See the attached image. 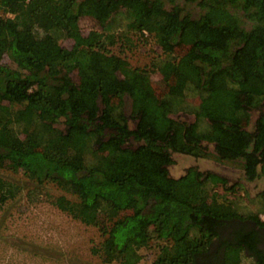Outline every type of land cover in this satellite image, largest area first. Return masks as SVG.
<instances>
[{"label":"trees","instance_id":"16d2710c","mask_svg":"<svg viewBox=\"0 0 264 264\" xmlns=\"http://www.w3.org/2000/svg\"><path fill=\"white\" fill-rule=\"evenodd\" d=\"M85 2L101 31L123 15L129 30L154 35L166 54L184 49L177 62L155 66L167 93L151 101L150 73L106 49L114 35L82 36L80 0H0V169L57 184L77 202L48 199L85 225L110 222L109 261L136 264L137 249L154 237L165 244L155 264H264V221L241 214L238 201L210 196L219 185L224 198L234 189L225 178L169 174L175 154L204 158L207 142L217 161L238 163L246 181L264 176V0ZM191 5L198 15L186 11ZM59 37L73 47H59ZM182 91L199 96L205 131L171 117ZM17 190L0 179L1 201Z\"/></svg>","mask_w":264,"mask_h":264},{"label":"rangeland","instance_id":"374dc122","mask_svg":"<svg viewBox=\"0 0 264 264\" xmlns=\"http://www.w3.org/2000/svg\"><path fill=\"white\" fill-rule=\"evenodd\" d=\"M80 1L84 3L79 20L82 36L96 30L105 36L114 35V43L106 45L110 55L121 58L132 68L148 71L152 88L151 101L155 103L161 100L167 93V88L156 68L157 62L166 59L177 62L184 49L176 48L174 53L166 54L157 44L154 35L146 32L141 35L129 30L128 21L123 15L113 16L109 21L110 30L101 31L93 19L97 14V11L92 9L93 5L86 3L85 0ZM88 11L91 15H88ZM186 11L192 15L200 13L195 5L186 7ZM56 43L68 50L74 45L72 40L62 37L56 39ZM2 63L11 65L7 57H3ZM72 78L79 84L80 75L77 72L72 74ZM181 95L183 99L180 109L171 117L187 121L196 125L199 131H205L207 121L202 117L204 110L201 108L199 96L190 91H182ZM109 99L114 104H121V101L111 94ZM122 108L125 114H128L126 102L122 103ZM255 117L253 113L249 130ZM134 125L133 122H129L130 128ZM56 127L64 129L61 123ZM203 145L207 148L204 158L175 154L174 163L169 168L170 176L173 179L185 178L187 181L194 179L197 173L217 174L228 181L227 187L234 189L226 192L224 198L222 196L225 195V191L219 185L209 188L210 196H216L220 202L226 199L238 201L241 214L257 213L264 221V176L254 181H246L238 163L217 161L214 157L213 144L203 142ZM0 179L20 187L12 198L0 200V264H121L127 257L107 260L109 254L106 241L107 231L111 227L110 222L98 217L95 224L85 225L51 203L48 198L61 196L72 203L77 202L74 196L62 190L57 184L46 180L41 182L30 180L23 170H14L7 166L0 169ZM129 212L131 211L121 214L120 217ZM117 219L118 217L115 220ZM163 245H165L163 242L152 237L149 243L137 249L136 264H155Z\"/></svg>","mask_w":264,"mask_h":264}]
</instances>
